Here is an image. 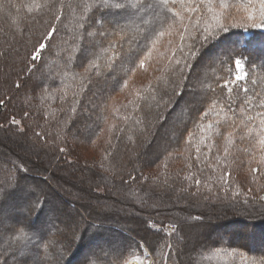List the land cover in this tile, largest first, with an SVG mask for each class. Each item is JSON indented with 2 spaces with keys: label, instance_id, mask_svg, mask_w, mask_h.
<instances>
[{
  "label": "trees",
  "instance_id": "trees-1",
  "mask_svg": "<svg viewBox=\"0 0 264 264\" xmlns=\"http://www.w3.org/2000/svg\"><path fill=\"white\" fill-rule=\"evenodd\" d=\"M229 3L189 19L171 0H0V162L13 168L0 174V223L13 225L0 240L21 258L0 252L1 264H125L145 247L155 264H195L199 253L204 264H264V28L256 0ZM205 28L217 38L189 58ZM38 42L47 47L33 61ZM154 45L167 58L147 73ZM233 50L252 63L249 92L231 93L235 113L216 86L231 71L218 58ZM45 68L63 78L32 88ZM201 76L208 88L175 120Z\"/></svg>",
  "mask_w": 264,
  "mask_h": 264
},
{
  "label": "snow or ice",
  "instance_id": "snow-or-ice-1",
  "mask_svg": "<svg viewBox=\"0 0 264 264\" xmlns=\"http://www.w3.org/2000/svg\"><path fill=\"white\" fill-rule=\"evenodd\" d=\"M219 3L222 7L228 8L230 7V3L229 0H171L172 4H177L179 3L180 5H182L186 11H188L189 15V19H191V15L192 14H201V6H207L209 10H211V7L214 3ZM252 0H248V3L251 4ZM256 3L258 5V12H259V23L255 24L254 26L256 27H262L264 28V0H256ZM114 7L116 8H121L122 5L121 4H116L114 5ZM131 7H135V3L131 4ZM173 17H178L181 20L184 19V17L181 15L180 12H173ZM248 19H252L255 20L256 17L254 15H249ZM98 23H102L101 21H97ZM197 25L199 23V21L195 22ZM171 27V25H170ZM228 30V26L223 23L220 22L219 23V27L217 32H225ZM55 29H51V33H55ZM188 29L187 27L184 28V32H187ZM184 32L180 33V44H179V48L180 50L183 52L184 48H185V35ZM160 35H164L163 32L160 33ZM200 39L196 40L195 37H192L194 43L189 44L188 45V52L187 55L189 56V58L193 57L196 55L198 49L196 48V44L199 43L201 46H203V44L207 41H209V39H216L217 36L213 34L212 30L209 28H205L200 30ZM48 39H51V34L47 37ZM39 43V47L36 48L32 54V60L35 61L37 60L41 53L43 52V50L47 47L46 44H44L43 42H38ZM172 55H175V52L172 53ZM220 60L221 63L225 64L226 66H230L231 71L230 73L223 78L222 82H217V87L223 88L225 90V99H224V103L226 105H228V111L235 113V108L232 106V96L231 93L233 91V89H238L244 93H248L249 89L244 85V81L247 80L248 78V70L251 69L252 67V63L248 60H246L244 58L243 53H237L236 51H231L229 53H226L224 56H221L218 58ZM176 64H181V60H176L175 61ZM183 63L186 65L187 61H183ZM140 66L143 67L144 66V61L141 60L140 61ZM262 70H264V65H261ZM184 79H187V77H184ZM253 83H255L253 81ZM214 91V89H213ZM0 103H3V101H0ZM245 104H249L250 105V101L249 100H245L244 101ZM259 106L261 108H264V99H261L259 102ZM251 108L249 107L248 109H246L245 111H250ZM203 115H207V111L205 110ZM256 116L260 117V125L262 130H264V111H260L256 114ZM256 116H247L248 120H254L256 119ZM261 144H264V138H262L260 140ZM18 232L22 231V229H18ZM169 235L171 233H168ZM139 247V246H138ZM156 248H153V254L155 253ZM95 255V254H94ZM121 257H118V259H121ZM148 259H151V255L147 256ZM97 260L102 259L100 256H96ZM105 264H107V262H105Z\"/></svg>",
  "mask_w": 264,
  "mask_h": 264
},
{
  "label": "rangeland",
  "instance_id": "rangeland-1",
  "mask_svg": "<svg viewBox=\"0 0 264 264\" xmlns=\"http://www.w3.org/2000/svg\"><path fill=\"white\" fill-rule=\"evenodd\" d=\"M130 1H134V0H130ZM103 2V1H102ZM107 2H103V4L105 5V6H110L108 3L106 4ZM110 22V21H109ZM151 22H149V24H150ZM87 24V26L88 27H91V28H93L94 27V25H92V24H90V23H86ZM148 24V25H149ZM147 26V25H146ZM69 29H68V38H67V41H72V40H74L75 38H77L78 37V35L75 33V32H73V30H72V27L71 26H69L68 27ZM105 29H101L100 28V31L98 30V31H96L95 33H94V35H96V34H99V33H101V36H104L105 35ZM91 36V35H90ZM163 38V37H162ZM80 50V49H79ZM168 49H166V48H162V47H160V46H156V45H154V47L152 48V50L149 52V54H148V56H147V58H146V61H147V64H148V66H147V73L149 72H156V71H158V66H157V62H159L160 60H162V59H165V58H167V56H165L166 55V51H167ZM174 51L173 50H171L170 51V53H169V56H168V58L172 55V53H173ZM85 53H87V52H85ZM67 53L66 52H61V53H59L58 54V56L56 57V61H57V59L60 57V56H64V55H66ZM66 58L67 59H70V57H69V55L68 56H66ZM73 64H74V60H72V62L69 64L68 63V69L67 70H69V69H71L72 67H71V65L73 66ZM261 65H264V62H261L260 63ZM56 65H57V62H56ZM45 72H43V73H41V74H39L32 82H31V84H32V88H36V87H38L41 83H43L44 82V80L45 79H47V78H54V77H58V78H60V79H62L63 78V74L64 73H62V72H60L59 71V69L57 70V69H46L45 68ZM56 75V76H55ZM203 77L204 76H201L200 77V79L199 80H197V78L193 81V84L196 86V87H191V88H189V90H190V93L182 100V102H181V105H180V107H178V109H176V112H175V115L173 116V118L175 119V120H179L180 119V114H183V113H186L185 112V110H183L188 104H189V101L191 100V99H196V97H197V95L201 92V90H203V89H205V87H207V79L206 80H204L203 81ZM197 80V81H196ZM132 88V90H134L135 89V86H132L131 87ZM208 88V87H207ZM129 89H130V87H129ZM92 102V101H91ZM95 104V102H93L92 104L91 103H89V104H86V105H88V106H86V109H85V111H87L86 113H89L90 112V109H92ZM81 124V123H80ZM78 124V128H79V130L81 131V132H85V127L83 126V124ZM171 123H169V125H170ZM110 125H111V123H109V125H108V128H110ZM108 136V134L107 133H105L104 134V136L102 137V139L103 138H105V137H107ZM168 137V135H167V133H162V140H163V138H167ZM101 140V139H100ZM99 140V141H100ZM79 145L82 147V149H83V147H84V145L83 144H80L79 143ZM0 149L1 150H6V146L5 145H3V144H1L0 143ZM96 156H95V154H92L91 152H86V154H85V159H94ZM6 167H9L10 169H11V171H13V168H11L10 166H6L5 164H3V163H1L0 162V174H3V175H1V176H4V177H7V176H5L4 175V173L6 172ZM7 175V174H6ZM2 181L0 180V183H1ZM29 186H31L32 188L34 187V185L33 184H30ZM101 196H106V194H102ZM109 205H111V207L110 208H113V210H115V211H117V212H126V213H134L135 214V211H132L131 209H126V207H124L123 205H118L117 207L116 206H113L112 204H110L109 203ZM116 205V204H115ZM9 215H10V213H9ZM71 216H74L73 214H71ZM13 225H12V223L10 224V223H7L6 221L4 222V223H0V232H1V234L2 235H4L11 227H12ZM168 229H170V230H173V229H171V227H168ZM194 233H197V231H194ZM126 234V233H125ZM1 235V236H2ZM218 235V234H217ZM221 235V234H220ZM126 236H127V234H126ZM216 236V235H215ZM219 236V235H218ZM1 238V237H0ZM116 241V239H113L112 241ZM114 241V242H115ZM1 240H0V252H4V253H8V254H10V255H12L13 257L15 256V257H17V259H18V261H19V259H21V258H19L18 257V253L17 252H15V251H13V250H8V249H2V247H1ZM85 245V244H84ZM51 246H56V245H51ZM84 250L86 249V246H83L82 247ZM101 249V248H100ZM102 250H105V251H109L108 249H105V248H102ZM145 251H143V253L142 254H140L139 256H135V257H133V258H131L129 261H127L125 264H130L131 262H133V261H137V262H139V263H142V264H155V261H154V259L152 258V256H151V259H148L147 258V256L148 255H151L150 254V252L148 251V249L145 247V249H144ZM94 251H97V250H94ZM199 253V252H198ZM196 263L195 264H204L205 263V261L206 260H209V259H206L204 256H203V254L201 255L200 253L197 255V257H196ZM16 261L17 260H14V263L16 264ZM0 264H1V262H0Z\"/></svg>",
  "mask_w": 264,
  "mask_h": 264
},
{
  "label": "bare ground",
  "instance_id": "bare-ground-1",
  "mask_svg": "<svg viewBox=\"0 0 264 264\" xmlns=\"http://www.w3.org/2000/svg\"><path fill=\"white\" fill-rule=\"evenodd\" d=\"M130 264H142V263H139V262H137V261H133V262H131Z\"/></svg>",
  "mask_w": 264,
  "mask_h": 264
},
{
  "label": "built area",
  "instance_id": "built-area-1",
  "mask_svg": "<svg viewBox=\"0 0 264 264\" xmlns=\"http://www.w3.org/2000/svg\"><path fill=\"white\" fill-rule=\"evenodd\" d=\"M171 229H174V227H171Z\"/></svg>",
  "mask_w": 264,
  "mask_h": 264
}]
</instances>
